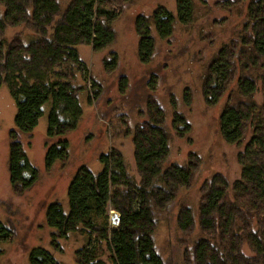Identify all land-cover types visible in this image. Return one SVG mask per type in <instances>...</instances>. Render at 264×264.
I'll return each mask as SVG.
<instances>
[{"label": "trees", "instance_id": "obj_1", "mask_svg": "<svg viewBox=\"0 0 264 264\" xmlns=\"http://www.w3.org/2000/svg\"><path fill=\"white\" fill-rule=\"evenodd\" d=\"M135 1L72 0L63 8L59 0H0V87L7 84L17 105L15 128L9 133L10 183L16 195L39 179L22 133L32 137L49 104L46 165L50 169L57 161H68L66 136L78 127L83 113L79 100L83 87L77 86V75L87 70L78 46L85 42L95 55L105 53L103 69L114 71L120 58L111 47L117 42L127 5ZM216 11L223 12L224 18L209 22ZM23 23L30 33L6 35L8 27ZM224 23L231 31L208 60L202 58L201 79L208 105L225 97L219 132L225 143L240 148V168L232 180L219 172L205 179L198 204L200 233L193 234L197 222L187 194L197 164L189 158L187 163L168 162L174 133L184 137L192 124L178 110L174 95L170 98L174 113L168 122L166 110L151 94L147 111L132 132L134 162L121 145H113L100 158L101 172L86 165L77 170L68 190L69 212L58 201L49 205L46 219L54 229V249L62 250L61 240L77 232L86 237L75 252L78 264H167L155 235L162 214L174 211L185 264H264V0H175L174 9L159 3L149 11H138L137 53L143 64L150 65L159 41L170 43L179 28H199L201 40L213 42L217 25ZM158 78L155 72L149 75L153 93ZM123 79L121 93L129 88L128 78ZM99 83L94 77L95 98ZM183 101L192 104L189 87L184 89ZM109 207L116 211L114 226ZM14 238L15 228L0 221V258L5 253L2 244ZM244 242L254 256L242 253ZM29 260L30 264H62L43 247L33 248Z\"/></svg>", "mask_w": 264, "mask_h": 264}, {"label": "rangeland", "instance_id": "obj_2", "mask_svg": "<svg viewBox=\"0 0 264 264\" xmlns=\"http://www.w3.org/2000/svg\"><path fill=\"white\" fill-rule=\"evenodd\" d=\"M59 1L65 8L72 0ZM135 2L127 5L128 11L123 14L118 24V39L111 49L119 53L120 61L114 71L103 69L102 58L105 53L95 55L92 46L85 42L78 46L87 70H81L77 75L76 84L83 87L79 92L83 113L78 127L66 136L70 142L68 161L65 164L57 161L50 169L46 165L45 143L49 125V104L32 132V137L22 133L21 140L27 155L39 170L37 182L22 195L13 192L9 172V133L15 128L17 105L7 84L0 87V221L10 223L15 228L14 240L2 244L5 253L0 258V264H30V253L35 247L46 248L62 264H78L75 252L86 243V237L77 232L72 233L68 239L61 240L62 250L54 249L51 244L54 229L47 223V209L51 203L58 201L62 203L65 211L69 212L68 190L77 170L86 165L95 173L101 172L104 165L100 158L109 153L113 145H121L128 160L134 162L132 132L144 117L151 94L166 110L168 122L174 113L170 104V98L174 95L178 101V110L184 112L192 124V131L186 136L180 137L174 133L168 162L177 160L187 163L190 159L197 164L192 186L187 191L197 222L193 234L200 233L201 215L198 204L205 179L218 172L230 180L237 176L240 168L237 154L240 148L225 143L219 132V114L225 97L221 103L208 105L201 79L202 58L208 60L210 55L215 53L230 33L231 26L227 23L217 25V35L215 34L213 42L209 39L202 41L199 28H179L170 43L159 41L154 61L146 65L141 62L137 53L138 36L134 26L136 13L149 11L159 3L174 9L175 0ZM223 14L214 12L209 17V22L215 17L221 20L224 18ZM31 31V28L23 23L18 27H8L6 35L11 37L17 32L27 35ZM152 72L159 76L158 87L154 93L148 88L149 75ZM124 76L129 80V88L125 93H121L119 86L121 81L124 82ZM94 77L100 82L96 98ZM186 87H189L193 94L190 106L183 101ZM90 95L94 97L92 101ZM257 99L261 101L262 95L258 94ZM125 131L129 132L128 135L124 134ZM109 213L114 226L116 211L109 207ZM175 220L174 211L162 214L155 235L156 245L167 264H185V252L177 240ZM255 224L253 223L257 226ZM242 253L246 257L255 255L246 242L242 245Z\"/></svg>", "mask_w": 264, "mask_h": 264}]
</instances>
